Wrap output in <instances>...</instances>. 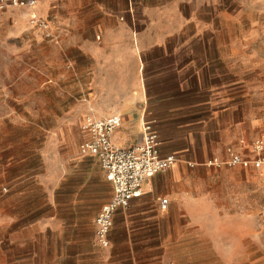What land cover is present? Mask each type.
I'll return each mask as SVG.
<instances>
[{
    "label": "rangeland",
    "instance_id": "1",
    "mask_svg": "<svg viewBox=\"0 0 264 264\" xmlns=\"http://www.w3.org/2000/svg\"><path fill=\"white\" fill-rule=\"evenodd\" d=\"M130 1L136 8L160 2L172 8L175 3L181 18L194 26L193 32L187 29L182 38L170 40L164 51L141 57V79L153 89L152 102L168 101L180 123L205 125L203 133H196L205 156L191 166L205 173L200 187L193 178L188 198L206 201L205 210L216 216L215 223L202 225L204 231L216 232V264L261 262L264 174L224 162L226 147L249 152L264 132V0ZM67 4L73 11L83 8L92 22L98 20L94 7L124 11L128 6L127 0ZM35 9L48 19L47 5L36 0ZM32 12L0 8V264H54L49 233L39 234V220L66 215L68 223L81 221L86 227L81 236L90 240V225L112 195L100 181L98 164L78 153L86 138L81 123L88 109L97 112L109 104L92 87L104 75L103 63L70 45L74 37L97 41L105 35L90 26L85 32L55 31L45 38L30 24ZM214 159L217 165L208 166ZM50 183H57L53 206L48 204ZM241 228L248 230L247 254L236 248ZM93 238L97 248L110 249ZM125 252L113 248L103 264H126ZM70 264L101 263L78 257Z\"/></svg>",
    "mask_w": 264,
    "mask_h": 264
},
{
    "label": "crops",
    "instance_id": "2",
    "mask_svg": "<svg viewBox=\"0 0 264 264\" xmlns=\"http://www.w3.org/2000/svg\"><path fill=\"white\" fill-rule=\"evenodd\" d=\"M127 2L124 11L94 7V15L98 17L95 22L91 21V15L85 13L83 5L81 10L73 11L67 0H40V5L50 8L48 19L43 20L53 33L85 32L90 26L92 31L104 33L105 37L102 40L97 37V41L74 37L70 45L97 58L99 64L103 63L104 75L101 80L97 76L92 87L94 95L107 96L109 104L103 109L99 108L95 114L120 118V126L111 135L112 143L120 148L142 143L143 126L152 122L158 135L160 157H173L176 162L169 170L145 181L141 185L140 196L130 201L127 208L115 211V227L113 230L111 228L108 235L109 250L103 251L94 245L93 223L90 225L89 240L86 235L81 236L83 232L86 233L81 221L68 223L67 216L63 214H50L40 219L38 232L44 234L48 231L54 264H70L78 257L95 259L96 263L100 261L103 264L105 258L112 254L111 250L118 247L126 250L123 254L126 264H216V232L204 231L206 229L202 226L215 223L216 216L205 210L206 201L200 198L190 201L188 198L195 188L193 178L197 177L200 187V177L205 173L203 169L191 167L192 161L205 156L201 141L196 140V133H203L205 125H193L190 120L192 124L180 123L179 114L176 116L172 113L168 101L152 102L150 96L153 89L149 82L146 84V80L142 82L141 79V57L155 49L164 51L170 40L182 38L187 29L193 32L194 26L181 18L175 3L172 8L161 2L154 5L140 4L136 8L132 7L130 0ZM33 10L43 18L40 9L37 12L35 8ZM179 91L183 92L184 89L179 88ZM228 148L250 158L245 147L234 149L228 146L225 153ZM81 157L97 163L93 157ZM99 172L101 183L104 185L106 182L112 193L103 171L100 169ZM49 187L48 204L53 206L57 183H50ZM160 199L168 202L165 210L160 209ZM72 215L77 216V213L72 211ZM240 231V243L236 248H240L241 254H247L248 230L241 228ZM229 246L232 250L235 244L231 242ZM261 255L262 261L256 264H264V250Z\"/></svg>",
    "mask_w": 264,
    "mask_h": 264
},
{
    "label": "built area",
    "instance_id": "3",
    "mask_svg": "<svg viewBox=\"0 0 264 264\" xmlns=\"http://www.w3.org/2000/svg\"><path fill=\"white\" fill-rule=\"evenodd\" d=\"M35 6L36 0H0V8L33 10ZM29 21L45 38H52L47 23L34 12ZM119 126V117L97 116L89 108L81 127L86 139L79 145V155L95 158L112 187L111 199L101 207L94 221L95 241L101 248L109 246L108 235L113 226L115 211L127 208L130 201L140 196L141 185L145 181L157 173L169 170L176 162L173 157H160L158 135L152 122L143 126L142 143L128 148H120L112 143L111 135ZM249 150L250 158H245L228 148V159L224 164L228 167L252 168L264 174V132L251 143ZM207 165H217V160L209 161ZM167 203L166 199H160V209L165 210Z\"/></svg>",
    "mask_w": 264,
    "mask_h": 264
}]
</instances>
